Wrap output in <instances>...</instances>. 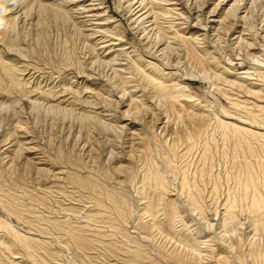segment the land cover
Segmentation results:
<instances>
[{
	"label": "rangeland",
	"instance_id": "rangeland-1",
	"mask_svg": "<svg viewBox=\"0 0 264 264\" xmlns=\"http://www.w3.org/2000/svg\"><path fill=\"white\" fill-rule=\"evenodd\" d=\"M0 264H264V0H0Z\"/></svg>",
	"mask_w": 264,
	"mask_h": 264
},
{
	"label": "bare ground",
	"instance_id": "bare-ground-1",
	"mask_svg": "<svg viewBox=\"0 0 264 264\" xmlns=\"http://www.w3.org/2000/svg\"><path fill=\"white\" fill-rule=\"evenodd\" d=\"M85 10V9H84ZM88 10V9H87ZM86 12V11H85ZM91 12H93V11H91ZM98 11H96V12H94V13H92L91 15L92 16H96V18L98 17V13H97ZM96 28V27H95Z\"/></svg>",
	"mask_w": 264,
	"mask_h": 264
}]
</instances>
